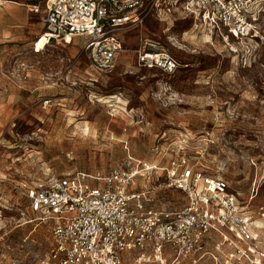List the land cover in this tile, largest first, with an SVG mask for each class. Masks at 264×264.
I'll use <instances>...</instances> for the list:
<instances>
[{
    "label": "rangeland",
    "instance_id": "rangeland-1",
    "mask_svg": "<svg viewBox=\"0 0 264 264\" xmlns=\"http://www.w3.org/2000/svg\"><path fill=\"white\" fill-rule=\"evenodd\" d=\"M10 1L28 21L13 43L0 41V108H12L0 126V264H45L50 249L51 220L31 212L15 184L73 170L107 173L128 155L165 165L183 152L191 164L224 177L252 212L264 213V46L258 63L242 61L175 11L166 21L148 17L142 27L119 33L124 47L116 67L97 73L81 38L31 56L30 28L40 19L28 6L45 0L0 5ZM141 37L159 42L178 69L165 74L136 66ZM42 38L36 47L44 49ZM146 183L155 188L157 205L183 203L178 192L165 189L159 171ZM258 246L264 250V241ZM229 251L210 242L196 264H225Z\"/></svg>",
    "mask_w": 264,
    "mask_h": 264
},
{
    "label": "built area",
    "instance_id": "built-area-1",
    "mask_svg": "<svg viewBox=\"0 0 264 264\" xmlns=\"http://www.w3.org/2000/svg\"><path fill=\"white\" fill-rule=\"evenodd\" d=\"M170 1L167 6L162 0H45L28 10L42 12L47 43L69 45L82 38L81 50L97 73L115 68L124 47L119 33L142 27L148 17L166 21L175 11L192 17L194 28L219 37L240 60L258 63L264 0ZM134 53L139 68L172 74L179 66L149 38H139ZM156 171L165 189L181 195L178 208L157 205L156 190L146 183ZM13 187L31 212L51 220L45 264H123L126 258L134 264H196L210 242L230 250L225 264L264 259L258 248L264 213L252 212L224 177L191 164L180 151L165 165L128 155L106 174L72 171Z\"/></svg>",
    "mask_w": 264,
    "mask_h": 264
},
{
    "label": "crops",
    "instance_id": "crops-1",
    "mask_svg": "<svg viewBox=\"0 0 264 264\" xmlns=\"http://www.w3.org/2000/svg\"><path fill=\"white\" fill-rule=\"evenodd\" d=\"M31 5H42V4H31ZM30 13L32 15H39V19H40L39 21L32 22V28H30L31 33L29 35L31 38H34V39H32V41H30L28 43V46H26V47H28V49H30L31 56H33V57L41 56V54L46 52V50H48L53 45L60 44L62 46H66L60 41L52 40L49 43L45 44V47L43 50L42 49L38 50V51L34 50L36 43L44 35L45 29H44V24L42 22V15H43L42 12H40V13L30 12ZM27 21H28V15L25 14V12H23V10L20 7L16 6L14 4V2L10 1V3L4 4V5L1 4L0 5V41H7L10 44L13 43V41L15 39H18L20 36L17 33L20 31V29H18V28H23V26H25L27 24ZM15 26H17V27H15ZM75 38H80V37H74L72 42L69 45H73ZM28 40H30V39H28ZM80 49H81V46H80ZM134 59H135V56H134ZM134 63L136 65L135 60H134ZM148 70H150V69H148ZM110 72H108V73H110ZM16 96H17L16 89L13 86H11L10 87V99L8 100V102L13 103V101H15V99H16ZM11 107H12V105H11ZM11 115H12V108L10 109V111H5L3 108H0V126L5 124L7 121V118ZM1 131L3 132L4 130H2L0 128V136L2 133ZM73 171H83V170H73ZM70 172H72V171H70ZM83 172H88V171H83ZM91 172H95V171H91ZM91 172H89V173H91ZM66 173H68V172H66ZM64 174L65 173H62L61 175H64ZM104 174H106V173H104ZM54 177H58V176H54ZM47 178H49V177H47ZM47 178H43V179H47ZM33 183H35V182H33Z\"/></svg>",
    "mask_w": 264,
    "mask_h": 264
},
{
    "label": "bare ground",
    "instance_id": "bare-ground-1",
    "mask_svg": "<svg viewBox=\"0 0 264 264\" xmlns=\"http://www.w3.org/2000/svg\"><path fill=\"white\" fill-rule=\"evenodd\" d=\"M48 39V35L44 33L42 42L45 43V41ZM42 44V43H41ZM37 49L41 50L43 49V46H40V44L37 45Z\"/></svg>",
    "mask_w": 264,
    "mask_h": 264
}]
</instances>
